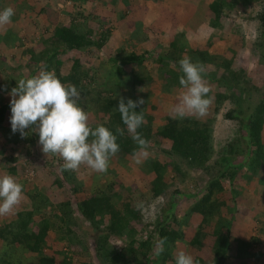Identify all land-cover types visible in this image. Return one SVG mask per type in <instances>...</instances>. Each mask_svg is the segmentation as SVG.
<instances>
[{
	"label": "trees",
	"instance_id": "obj_1",
	"mask_svg": "<svg viewBox=\"0 0 264 264\" xmlns=\"http://www.w3.org/2000/svg\"><path fill=\"white\" fill-rule=\"evenodd\" d=\"M6 1L7 6L12 4L10 0ZM258 1L260 0H212L207 6L204 15L207 24H203L202 28L209 30L208 45L216 40H223L228 32H232L229 40L231 45L228 46L229 52L232 53L231 58L217 59L197 46L176 43L172 46V51H168L163 57L157 54L153 60L151 56V61H155L156 65L152 71L155 75L152 73L143 75L142 62H140L143 56L125 54L123 50L117 49L115 56L108 57L104 61H109L114 68L120 61L128 62L129 70L125 72L122 69L125 63H121L114 69L115 79L102 81L94 91L87 90L89 84L85 86L80 80V74L84 69L79 65L78 60L71 61L70 70L63 72L62 68L59 69L63 63L56 59V56L59 53L82 49H101L110 33L109 28L103 24L107 23V19L103 18L104 21L87 19L82 12H79V18H74L77 15H71L72 19H67L66 23H55L50 37L42 41L41 49L35 50L37 47L32 45L34 50L31 48L26 50L35 61L33 64L36 69L41 70L46 65L47 70L55 71L62 83L75 85L85 97V102L92 101L96 104L97 110L89 111L90 122L96 123L95 126L91 124L93 129L102 124L114 134L118 126H125L120 113L116 110L120 97H124L125 102L127 99L136 101L139 98L143 99L145 89L149 91L151 88H159L161 94H170L177 98L184 91L179 84V77L182 75L179 60L190 57L193 62L203 63L207 72L206 82L211 84L209 95L213 101L204 121L191 117L182 120L169 117L163 126L152 130V110L146 103L135 109L144 113L145 124L138 131L151 142V147L159 148L164 140L170 143L166 153L172 157L171 169L173 172H178L179 179L183 181L189 177V172H194L196 174L194 181L202 182L203 186L193 193L175 192L178 201L171 199L166 208L161 209L153 224L146 226L139 210L133 204L131 191L127 187L123 186L119 191H115L113 190L115 183L111 182L104 188L98 189L93 185L89 190L85 189L81 184H77L73 177H69L66 171L62 170L61 165L58 167L65 179L54 177L51 172L45 174L43 170L38 171L36 174L40 179H51L56 187L60 188L62 181H66L71 194L80 199L72 208L68 201L50 202L42 189L28 192L26 204H19L11 214L1 216L0 264H28L31 260H34L33 264H56L60 250L55 245L61 237L66 236V233L71 234V239L75 234L77 239L73 229L77 230L82 222L93 228L101 227L99 236L93 238L94 254L98 264H136L134 256L140 248L144 249L140 252L142 264H170L171 254L176 255L178 250L190 253L198 264H235V261L236 264H248L253 257L261 256L259 250L252 249L257 244L256 239H246L244 234L240 236L238 231L237 225L243 221L248 208L247 198L243 197V190L237 185L241 183L246 186L250 183L264 162V6L255 16L259 32L252 45L256 50V61L260 68L257 71L258 75L256 74L257 85L252 81L239 83L238 73L241 69H233L232 59L236 53L232 46L241 41V35L234 32L237 27L224 20V11L235 9L243 11L250 3ZM36 3L39 6V13L43 12L46 0H36ZM88 20L95 30L91 27L86 28L85 24ZM237 38H240V41H237ZM214 60H218L219 64L216 65ZM18 68L26 69L27 66L18 65ZM2 73L0 71V74ZM29 77L31 76H27ZM6 81H8L6 84L0 82V143L3 145L0 150V166L6 162L15 164L18 158L12 157V153L16 149L19 152V159L23 158L27 167L35 159L48 164L53 156L47 157L41 151L37 133L25 129L28 136L21 138L19 132L13 133L11 127L2 125L6 116L9 115V118L11 116L12 97L9 93L13 87H16L14 79L9 78ZM156 83L159 84L156 86ZM111 84L112 86H109ZM252 93L258 96L255 97L256 101L250 99ZM158 95L152 93L150 96L159 98ZM244 96L245 98H242ZM225 101H231L230 104H233L234 108L226 112L225 117L240 122V139H236L237 146L229 147L228 151H224L223 155L209 164L213 154V120ZM78 103L80 106L81 103ZM117 143L120 145V151L116 156L128 157L136 168H139V164L144 165V174L152 175L148 182L150 191L148 196L152 200L158 198L169 183L164 178V167L151 159L150 153L147 157L135 155L137 145L130 134L118 135ZM240 143H243V148H240ZM5 148H8L9 153L5 152ZM137 159H140L141 163H136ZM238 170H243L244 173L240 176L239 183L230 185L231 198L226 200L222 196L221 179L232 182ZM8 172L14 175L15 166ZM206 175L208 179L204 181ZM177 211L181 212L179 220L174 217ZM56 221L62 224L61 229L55 226ZM147 228L149 230L146 238L140 239V234ZM50 229L55 233L59 231L60 235L51 240L45 239ZM185 230L190 232L188 237H185ZM109 236H125L128 242H125L121 248H113L106 244ZM165 236L168 238L165 251L162 255L156 256V243ZM76 243L84 249L81 239H77ZM43 248L52 249L53 254L49 256L43 254ZM27 254L31 255L26 256ZM2 256L8 260L3 259ZM151 259L158 261L152 262ZM59 264L68 263L63 259Z\"/></svg>",
	"mask_w": 264,
	"mask_h": 264
},
{
	"label": "rangeland",
	"instance_id": "obj_2",
	"mask_svg": "<svg viewBox=\"0 0 264 264\" xmlns=\"http://www.w3.org/2000/svg\"><path fill=\"white\" fill-rule=\"evenodd\" d=\"M54 1L57 0H46L45 9H43V12L39 13V6L36 3V0H10V2L14 4V6L12 4L10 6L15 10V15L12 17V22L10 24L0 27V36H4V39L6 41V45L0 46V71L3 72L2 74H0V82L2 84L8 83V81L6 80H8L9 78L14 79L17 84L18 79H26L27 76L32 77L40 71L38 70V68L36 69V66L33 64L35 63V61L32 60V56H30V54H28L26 50H28L29 48L34 50V48H32V45H35L37 47V49L35 50L41 49L43 47L42 41L50 37L51 30L55 23H66L67 19H72L71 15H77L74 18H79V12H82V14L87 17V19L91 18L98 20L104 18L102 16V11L94 13L93 8L91 9L92 6L90 7L88 6V4H86L84 8H82L81 6H77V4L80 3L84 4V1L89 2L91 5L93 4L91 0H58V5L54 4ZM108 1L110 2L114 0ZM51 4L53 8L51 7ZM263 6L264 0H260L257 3H250V5L245 10H241L240 13H234V11H226V14L224 15L225 22L233 24L232 26L237 27L234 32L236 31V34L241 35V41L240 38H237V41L240 42L232 46L234 48L233 50L236 53V56L232 59L233 69H241V72L238 73V81L241 84L243 82L245 83L250 81L258 84L257 73L259 72L257 71H259L260 68L258 67V63L256 61V50L252 45L256 40L257 34L259 32L258 23H256L255 16L258 12H260ZM5 7H7V5L1 2L0 10ZM90 24L91 23L89 20L86 21V28L91 27L92 29H94L95 27ZM103 24L110 28L107 23ZM97 34L98 33H96L95 36H97ZM231 34L232 32H228L223 40H220V42L219 40L216 41L217 43L213 45L212 49L214 52L213 57H216L217 59L218 57L225 58L224 56H226V58H231L232 53L228 50V46L231 45L229 43ZM114 44L115 43L112 41H107L101 49L92 48L90 50L82 49L80 51H70L64 54L59 53L56 56V59L60 60L63 63L62 66L59 67V69L62 68L61 70L63 72L64 70H70L71 61L78 60L79 65L84 69L83 73L80 74V80L84 82V85L89 84L87 90L94 91L97 88V85L102 83V81L107 82L108 79H115L113 75L115 71L114 69L117 66L121 65V63H125L122 68L125 72L130 68V64H128V62L120 61L117 63V65H115L114 68V66L111 65L109 61H104L108 59V57L115 56L114 48L116 46ZM154 54H152V56ZM152 59L154 60V56ZM153 60L151 61V56L148 55H144L142 61L140 60V62L143 63L141 65V72L143 75L153 73V68L156 67V65L154 64L155 61L153 62ZM214 62L216 63V65L219 64L218 60H214ZM18 65H20L21 67L27 66V68L20 69L18 68ZM207 83L211 89V84L209 82ZM126 84L127 83H124V85ZM158 84L159 83H156V86ZM109 86H112V84ZM158 89L159 88H151L149 91L148 89H145L143 93V99H146L145 103L147 107H149V109L153 112V120L151 124L152 130L163 126L167 118H172V116L169 114L170 109L178 101V97L174 98L173 95L170 94H161ZM152 93H154L155 95L159 94L158 96L160 97L155 98L154 96H150ZM256 96L257 95L255 93H252L250 99L252 98L253 101H256ZM84 98L85 97L81 95L79 102L81 103L80 106L88 113L89 124L91 126V124L94 123L90 122L89 111L95 112V110H97V107L95 103H92V101H89V103L88 101L85 102ZM242 98H245V96ZM230 103L231 101L223 102L219 108V112L214 117L212 124L213 154L210 158L209 164H212L213 161L218 158V156L223 155L224 151H228L229 147L237 146L236 139H240V122L237 120L227 119L225 117V113L230 112V110L234 108L233 104ZM205 118H207V115L202 118L194 119L204 121ZM2 125L11 127L9 115L6 116V119L3 121ZM120 128L125 129V134L129 136L126 126ZM169 144L170 143L167 140H164L161 142L159 148L156 149L151 147L149 150L151 159L153 158V160H156L159 165H162L164 167V178L166 181H169V183H167L168 186L165 191L161 193L158 198L153 200L148 196L150 192L148 182L152 175L146 173L144 174L145 166L139 164V168H136V166L133 165L132 160L128 157H112L110 159L108 173H106L105 175L96 173L84 165H82L77 171H66V174L69 177H73L77 184H81L83 188L88 190L93 185L98 189L104 188L106 184L111 182L115 183L113 189L115 191H119L120 187H127L129 191H131L132 201L134 205H137L139 202H143L144 207L143 209L139 210V213L141 214L144 225L151 226L155 221L157 215L160 213L161 209L166 208L167 203L171 199L178 201L177 196L174 194L175 192L184 194L193 193L203 186L202 182L197 183L194 181L193 178L196 176L194 172H189V177L181 181L178 177V172L176 173L172 171L171 163L173 159L170 155H168V153H166L169 148ZM2 146L3 145H1L0 143V150ZM243 147V143H240V148ZM5 152L9 153L8 148H5ZM12 157L18 158L17 161L15 162V164L6 162L3 166H0V176H3L5 174L12 175L8 172V170L11 167L15 166V174L12 176L18 183H21L23 185V198L20 205L26 204L28 202V199L26 197V195L28 196V192L30 193L34 190L36 191L42 189L44 195L49 199L50 202L59 203L68 201L72 205V208H74L75 202L80 198H77L76 196L71 194L69 185L66 181H62V185L59 188L53 185V181H51V179H40L36 174V172H42L43 170L45 174L51 172L54 177L65 179L63 172L58 167V165L62 166V164L64 163L63 160H59L60 157L53 156L52 161H49L48 164H43L42 161L35 159V161L32 162L31 165L29 164L28 167L23 162V158L19 159L20 156L18 149H16L12 153ZM111 172L113 174H111ZM243 173V170H238L235 173L232 182L227 181V179H221V183L223 186V196H226V200H229L231 198V192L229 190L230 185L236 184L237 182L239 183V178ZM204 177V181H206L208 179V176L206 175ZM237 186L240 189H243V197H251L250 194L247 193L244 185H241V183H239ZM252 200L254 199L252 198ZM258 201L260 203V200ZM180 213V211H177L174 214L176 220H179L181 216ZM56 223L57 224H55V226H58L61 229L62 224L58 223V221H56ZM100 230L101 227L93 228L85 222H82L77 230L73 229V231L77 235V239H81L84 249L80 248L76 243L77 239L75 238V234L72 235L71 239V234L69 235L66 233V236L61 237L59 239L60 241H58L55 245L60 250V252L57 251V253L59 252V254L56 264H59V262L63 259H65L68 264H98L94 254L95 241L93 240V238H95V236H99ZM146 230L148 232L149 228H147ZM184 232L185 237H188L190 232L188 230H185ZM59 235V231L55 233L52 229H50L48 230L45 239L51 240ZM140 239L144 240L141 234ZM125 242H128V238H126L125 236H109L107 238L106 244L113 248H121V246H123ZM143 251L144 249H137V254H135L134 256L136 261L134 263L142 264L140 259V252ZM42 252L47 256L53 254V250L50 248H43ZM30 255L31 254H27L26 256ZM174 257L175 254H171V259L169 261L170 264H175ZM2 258L4 259L5 257L2 256ZM5 259L8 260V258ZM33 261L34 260H31V262H29L28 264H33ZM151 261L157 262L158 260L156 259L155 261V259H151Z\"/></svg>",
	"mask_w": 264,
	"mask_h": 264
},
{
	"label": "clouds",
	"instance_id": "obj_3",
	"mask_svg": "<svg viewBox=\"0 0 264 264\" xmlns=\"http://www.w3.org/2000/svg\"><path fill=\"white\" fill-rule=\"evenodd\" d=\"M14 15L15 10L11 6L0 10V27L10 24ZM178 63L182 73L179 84L184 91L169 114L173 119L181 120L202 118L213 102L206 82L205 66L199 61L193 62L190 57L181 58ZM9 95L12 97L10 124L13 133L19 132L21 138L28 136L25 129L37 133L41 151L47 157H60L64 162L61 166L64 171H77L84 165L96 173H107L110 159L120 151L118 135L124 136L125 129L117 127L116 134L102 124L93 129L88 113L79 106L81 93L75 85L62 83L55 71L47 70L45 65L36 75L19 79ZM144 103L142 98L136 101L127 99L125 102V98L120 97L116 110L137 145L134 154L147 157L151 142L138 131L145 124L144 113L135 111ZM136 163H141V160L137 159ZM22 198L23 185L12 175L0 176V216L11 214ZM136 207L137 210L143 209V202ZM167 240L165 236L157 241L156 256L163 254ZM174 260L175 264H198L184 250H178Z\"/></svg>",
	"mask_w": 264,
	"mask_h": 264
},
{
	"label": "crops",
	"instance_id": "obj_4",
	"mask_svg": "<svg viewBox=\"0 0 264 264\" xmlns=\"http://www.w3.org/2000/svg\"><path fill=\"white\" fill-rule=\"evenodd\" d=\"M1 2L8 5L6 0H0ZM91 2H93L91 5L84 1V4L80 3L77 6L84 8L88 4L92 6L94 13L103 12L102 16L105 20L107 19V24L110 26L107 41L115 43V50L121 49L123 53H132L137 57L154 53V57L157 54L163 57L168 51H172L174 44L178 43L197 46L201 50H206L211 56L214 55L213 45L218 40L208 45L209 30L202 28L203 24H207L204 15L212 0H114L110 2L91 0ZM54 4L58 5V0L54 1ZM230 11L241 12L240 9ZM0 44V46L6 45L4 36H0ZM245 189L254 200L251 197L247 198L248 209L243 221L237 225L238 231L241 235L244 234L246 239L255 238L257 244L252 249L261 252L260 257H253L248 264H263L264 162L260 170L254 174L251 182L246 184ZM223 198L226 199V196Z\"/></svg>",
	"mask_w": 264,
	"mask_h": 264
},
{
	"label": "built area",
	"instance_id": "obj_5",
	"mask_svg": "<svg viewBox=\"0 0 264 264\" xmlns=\"http://www.w3.org/2000/svg\"><path fill=\"white\" fill-rule=\"evenodd\" d=\"M141 235H142V238L145 239L147 235V230L142 231Z\"/></svg>",
	"mask_w": 264,
	"mask_h": 264
}]
</instances>
